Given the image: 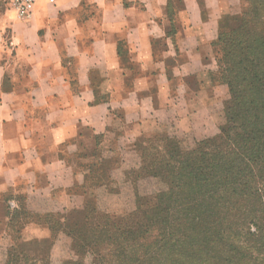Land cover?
Here are the masks:
<instances>
[{"label":"crops","instance_id":"crops-1","mask_svg":"<svg viewBox=\"0 0 264 264\" xmlns=\"http://www.w3.org/2000/svg\"><path fill=\"white\" fill-rule=\"evenodd\" d=\"M241 6L38 0L17 20L0 0L1 256L18 225L21 240L49 238L36 216L83 204L79 159L110 158L116 144L135 156L139 139L161 132L194 142L218 131L228 90L213 81V42ZM96 145L108 147L104 156Z\"/></svg>","mask_w":264,"mask_h":264},{"label":"trees","instance_id":"trees-1","mask_svg":"<svg viewBox=\"0 0 264 264\" xmlns=\"http://www.w3.org/2000/svg\"><path fill=\"white\" fill-rule=\"evenodd\" d=\"M218 41L215 74L228 90L219 132L190 150L161 140L146 173L164 188L139 195L121 222L37 215L51 231L39 242L63 232L74 256L94 264H264V0H246L238 23L227 32L221 24ZM21 225L2 264H53L20 239Z\"/></svg>","mask_w":264,"mask_h":264},{"label":"rangeland","instance_id":"rangeland-1","mask_svg":"<svg viewBox=\"0 0 264 264\" xmlns=\"http://www.w3.org/2000/svg\"><path fill=\"white\" fill-rule=\"evenodd\" d=\"M245 4L246 0H242L240 12L236 16L227 18L225 22L222 23L225 32L229 31V28L238 23L240 13ZM213 47L216 61V58L221 56L223 52L222 42H213ZM215 71L213 73V81L215 83H220L219 74H215ZM222 114V123L219 128L224 125L226 121L223 105ZM218 132L219 129L214 134L204 136L194 142L191 141L190 136L188 138L180 133L169 134L167 132H161L139 139L134 146L137 153L135 156L129 157V150H127L124 145L116 144L114 147L115 150H112L114 154L110 158L103 157V159L93 163L81 161V159H79V168L86 170V179L84 184L81 185L77 191L84 196V201L82 205L74 207L67 213H64L66 218L74 222L81 221L83 216L87 214L88 218L96 223L103 220V215H105L109 219L121 222L129 216V211L134 208L139 195H150L164 188L162 182L155 178H151V176L146 173L149 160L155 155L162 154L163 149L159 146L161 140L171 138V140L178 142L183 149L190 150L197 141L214 137ZM96 146L97 147L93 148L91 152L98 157L104 156L106 154V148L108 147L104 145L100 147L98 145ZM75 201L79 202V198L77 197ZM53 238L54 240H48V242L45 243L39 242L41 239L30 240L28 241L30 244L29 247H38V252L40 251L53 264H61L74 258L77 259L80 264H94V259L89 257L88 254L82 257L81 260L74 256L76 249L71 245L70 237L67 234L58 232ZM1 246L0 253L3 251ZM9 252H11L10 247L4 256L0 254V264L8 259Z\"/></svg>","mask_w":264,"mask_h":264},{"label":"built area","instance_id":"built-area-1","mask_svg":"<svg viewBox=\"0 0 264 264\" xmlns=\"http://www.w3.org/2000/svg\"><path fill=\"white\" fill-rule=\"evenodd\" d=\"M37 1L38 0H10V5L14 10L15 18L17 20L29 19L32 16V12Z\"/></svg>","mask_w":264,"mask_h":264}]
</instances>
